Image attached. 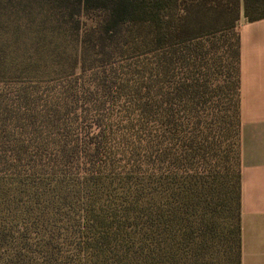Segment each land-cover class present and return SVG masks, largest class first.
Instances as JSON below:
<instances>
[{
    "label": "trees",
    "instance_id": "16d2710c",
    "mask_svg": "<svg viewBox=\"0 0 264 264\" xmlns=\"http://www.w3.org/2000/svg\"><path fill=\"white\" fill-rule=\"evenodd\" d=\"M241 17L0 0V264H241Z\"/></svg>",
    "mask_w": 264,
    "mask_h": 264
},
{
    "label": "crops",
    "instance_id": "0c3cea01",
    "mask_svg": "<svg viewBox=\"0 0 264 264\" xmlns=\"http://www.w3.org/2000/svg\"><path fill=\"white\" fill-rule=\"evenodd\" d=\"M241 264H264V18L238 23Z\"/></svg>",
    "mask_w": 264,
    "mask_h": 264
}]
</instances>
